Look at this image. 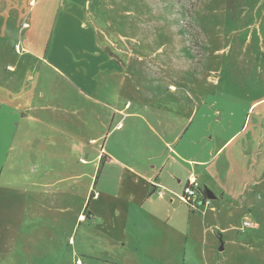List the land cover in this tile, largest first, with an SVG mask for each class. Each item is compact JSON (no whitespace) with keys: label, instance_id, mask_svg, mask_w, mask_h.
I'll list each match as a JSON object with an SVG mask.
<instances>
[{"label":"rangeland","instance_id":"obj_1","mask_svg":"<svg viewBox=\"0 0 264 264\" xmlns=\"http://www.w3.org/2000/svg\"><path fill=\"white\" fill-rule=\"evenodd\" d=\"M176 36L179 40L173 42ZM106 38L114 44L111 50H128L134 58L142 57L140 64L144 56L153 63L151 72H145V65L134 71V63L129 67L131 88L119 90L114 78L106 76L105 90L100 85L99 94L90 92V100L103 99L106 113L120 100L131 106L130 112L153 118L150 110L161 101L154 100L152 107L146 100L164 62L181 72L179 83L190 104L216 100L224 112L232 98L241 116L260 99L248 119L251 127L255 118L261 120L258 158L263 169L255 166L254 176L264 180V0H0V185L7 183L10 193L24 191L27 211L7 224L17 225L35 243L22 239L17 244L16 238L14 250L0 257V264H76V257L83 264H115L121 259L114 203L118 188L110 163L103 162L104 184L92 186L87 197L86 177H72L82 172L78 155L98 124L90 113L97 104L84 103L78 93L86 91L81 61L100 51L97 42L109 46ZM159 47L183 56L162 59L154 54ZM41 104L54 108L53 118L23 116L6 123L8 113ZM82 105L90 109L87 125L85 118H64L79 113ZM112 119L109 114L105 137ZM113 140L115 134L107 143L110 149ZM119 157L129 161L127 155ZM92 191L101 197L88 202ZM249 200L245 210L227 220L234 230L223 238L214 235L219 258L210 264H264V189ZM123 205L129 212L131 203L124 199ZM4 219L0 203V231ZM246 219L251 225L242 230Z\"/></svg>","mask_w":264,"mask_h":264},{"label":"crops","instance_id":"obj_2","mask_svg":"<svg viewBox=\"0 0 264 264\" xmlns=\"http://www.w3.org/2000/svg\"><path fill=\"white\" fill-rule=\"evenodd\" d=\"M257 6H261V3ZM248 37L251 42L253 37ZM171 38L173 42L179 40L178 36ZM104 41L109 46L97 42L100 51L89 54L81 61L86 91L78 93L84 103H95L97 107L90 112L89 107L82 105L79 113L72 111L73 117L64 115V118H85L87 125L90 112L91 118L98 120L97 132L87 137V147L78 155L77 162L82 172L72 177H86L87 197L92 186L104 184L106 175L103 162L107 160L110 163L109 172H112L114 186L118 188L114 198L116 222L122 234L120 241L116 239L121 259L115 264H210L219 258L214 235L223 238V234L234 230L235 227L227 220L245 210V204L250 202L249 197L264 189V180L258 174L254 176L255 166L263 169L261 158H258L261 120L255 118L251 127V119H248V112L260 99L249 103L241 116L232 98L227 100L224 112L217 108L216 100H209L207 105L205 102L197 106L196 103L190 104L189 98L184 100L186 93L181 88L183 83H179L178 74L181 72L166 68L164 62L160 64L161 69L156 70L159 78L149 87L151 95L146 100V104L152 107L154 100L161 101L159 106L154 105V110H150L154 113L153 118H142L138 111L130 112L131 106L120 100L113 105V112L109 109L106 113L103 99L97 97L90 100L92 92L99 94L100 85L105 90L106 76L114 78L119 90L126 86L131 88L130 83L126 82L129 67L134 63V71L140 65H145V72H151L149 66L153 63L144 56L145 62L140 64L142 57L134 58L128 50H111L113 42L107 38ZM257 45L261 49L259 38ZM119 53L124 58L116 55ZM154 54H160L162 59L183 56L178 51H163L161 47ZM174 100H177L176 104ZM26 108L22 114V111L8 113L6 123L23 116L53 118L50 114L54 108L49 105ZM30 113H33L32 116ZM109 114L113 119L105 137ZM218 114L223 118H215ZM114 134L116 141L113 140L110 149L107 143ZM101 140L102 144L97 150L95 145ZM89 144L93 146L91 150ZM121 155L129 156V161L119 157ZM191 176L198 180L201 194L208 198V204L201 202L197 208H191L180 200L179 194ZM155 188L162 190V193L158 195ZM10 190L7 183L0 185L2 219L5 217L0 231L2 258L6 252L14 250L18 238L17 244L22 239L27 240L28 244H35L34 238L25 237V232L17 225L13 227L7 224L8 221L13 224L16 215L23 212L26 206L24 191L21 193L16 189L10 193ZM92 194L88 202L96 196V200L101 197L97 191L95 194L92 191ZM124 199L131 203L129 212L123 210ZM82 217L80 213L78 219ZM10 232H13L14 238H9ZM71 240L70 236L69 243L73 244ZM77 260L83 264L80 258L76 257L75 262ZM105 264L110 263L106 261Z\"/></svg>","mask_w":264,"mask_h":264},{"label":"built area","instance_id":"obj_3","mask_svg":"<svg viewBox=\"0 0 264 264\" xmlns=\"http://www.w3.org/2000/svg\"><path fill=\"white\" fill-rule=\"evenodd\" d=\"M155 192L158 195H160L162 193V190H159V189L156 190V188H155ZM179 198L181 201L188 204L191 208H197L201 202L204 204L209 203L208 198L201 194L199 182L194 176H191L188 179V181L185 184L181 194H179ZM250 225H251V223L249 221L245 220L243 222L241 228L243 230L245 227H248ZM76 264H80V261L77 260Z\"/></svg>","mask_w":264,"mask_h":264},{"label":"water","instance_id":"obj_4","mask_svg":"<svg viewBox=\"0 0 264 264\" xmlns=\"http://www.w3.org/2000/svg\"><path fill=\"white\" fill-rule=\"evenodd\" d=\"M220 249H222V247H220Z\"/></svg>","mask_w":264,"mask_h":264}]
</instances>
